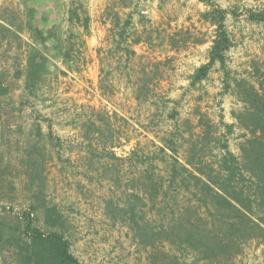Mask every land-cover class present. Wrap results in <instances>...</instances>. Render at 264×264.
<instances>
[{
	"label": "rangeland",
	"instance_id": "rangeland-1",
	"mask_svg": "<svg viewBox=\"0 0 264 264\" xmlns=\"http://www.w3.org/2000/svg\"><path fill=\"white\" fill-rule=\"evenodd\" d=\"M217 7L226 10L231 45L223 64L191 84L208 60ZM263 7L264 0H0V231L11 242L0 244V264H18L25 252L26 213L42 232L62 233L79 264H165L173 256L181 264H264L262 231L201 258L166 241L141 245L127 222L106 212L135 203L150 227L174 211L222 234L220 217L191 207L186 194L151 212L144 181L152 171L165 175L164 141L180 162L193 157L207 168L223 144L242 159L257 121L256 144L264 143V20L250 18ZM71 11L80 21L88 15L87 30ZM46 207L61 216L54 226Z\"/></svg>",
	"mask_w": 264,
	"mask_h": 264
},
{
	"label": "trees",
	"instance_id": "trees-1",
	"mask_svg": "<svg viewBox=\"0 0 264 264\" xmlns=\"http://www.w3.org/2000/svg\"><path fill=\"white\" fill-rule=\"evenodd\" d=\"M213 12L216 14L212 13L214 17L208 15L216 24V33L208 52V60L195 70L191 84L204 79L215 62L223 64L225 51L231 45L223 23L226 10L217 7ZM73 17L80 21L75 11L70 12L69 19L72 20ZM250 18L264 20V7L261 13H250ZM88 21V15L80 21L84 30L88 29ZM127 24L128 21L125 22V25ZM124 30L123 26L118 33L120 39L123 38ZM30 66H33L31 62ZM39 70H41V63L36 62V80ZM255 114L259 115L257 112ZM259 123L260 121H257L254 124L251 131L253 137L247 141L251 147L248 152H244L243 158L235 157L227 149L226 144H223V153L216 161V167L207 168L205 163L196 162L193 157L186 159L184 163L180 162L177 157L166 152V150L176 152L171 141H169L170 144L164 141L163 145L158 148L164 157L167 156V159L164 157L161 159L164 162L165 175L161 176L152 171L144 181L151 190L149 198L151 212L153 209L157 214L162 213L165 206L161 203L168 205L166 198L179 194L182 197L186 194L189 195L191 207H204L208 216L220 217L221 235L212 233L210 230L206 231L205 228H199L190 214L175 215L174 211L170 213L168 222L158 227H150L139 222L143 220L141 215L143 211L139 210L135 203L128 202L125 207L108 205L107 214L111 218L127 222L134 238L141 245L148 246L166 241L178 249L189 248L201 258L215 257L224 252L229 253L236 241L240 242L244 238L258 236V231L264 232V228L259 225L261 223L264 226V214L257 215L256 213L264 207V143L260 140L256 144L258 130L256 128ZM259 127L262 132V127ZM245 179L253 183L254 189L241 183ZM131 196L138 199L136 193H132ZM44 213L47 225L54 226L55 222H60L61 216L56 214L53 208L46 207ZM51 213L55 215L51 217ZM24 218L27 239L24 245L19 246L20 249L24 248L25 252L19 253L18 264H79L78 259L70 252L69 242L62 233L58 231L44 233L32 225L33 221L28 213ZM5 243L11 242L9 239H2L0 231V244ZM165 264H181V261L174 256L167 257Z\"/></svg>",
	"mask_w": 264,
	"mask_h": 264
}]
</instances>
